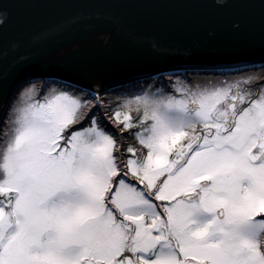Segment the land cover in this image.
<instances>
[{
    "label": "snow or ice",
    "instance_id": "obj_1",
    "mask_svg": "<svg viewBox=\"0 0 264 264\" xmlns=\"http://www.w3.org/2000/svg\"><path fill=\"white\" fill-rule=\"evenodd\" d=\"M214 3L257 13L264 46V0ZM6 4L0 264H264V75L161 80L112 107L110 87L55 80L28 57L6 67L17 49Z\"/></svg>",
    "mask_w": 264,
    "mask_h": 264
},
{
    "label": "water",
    "instance_id": "obj_2",
    "mask_svg": "<svg viewBox=\"0 0 264 264\" xmlns=\"http://www.w3.org/2000/svg\"><path fill=\"white\" fill-rule=\"evenodd\" d=\"M6 6L17 45L6 67L28 57L31 71L51 72L55 80L118 91L161 74L230 73L264 64L259 16L241 6L219 8L214 0H118L101 8L77 0H7ZM15 84L10 77L9 92Z\"/></svg>",
    "mask_w": 264,
    "mask_h": 264
},
{
    "label": "rangeland",
    "instance_id": "obj_3",
    "mask_svg": "<svg viewBox=\"0 0 264 264\" xmlns=\"http://www.w3.org/2000/svg\"><path fill=\"white\" fill-rule=\"evenodd\" d=\"M245 74L264 75V71H262V69H251L230 73L222 72L219 74H190L188 72H183L181 75H160L157 79L150 82L139 83L137 85H133L130 88L125 87L121 90L114 91L111 94L103 96L102 99L103 101L109 102L112 107H115L117 104L123 103L126 99H133L136 94H141L145 90L151 89L153 92L156 91L157 87H159L161 84V81L159 80L160 78L164 84L170 86H174L175 82L180 80L181 82L187 83L189 85H198L210 88L219 86L224 81L233 82L238 79H243L245 78ZM190 79L191 82H189ZM169 90H171V88Z\"/></svg>",
    "mask_w": 264,
    "mask_h": 264
},
{
    "label": "bare ground",
    "instance_id": "obj_4",
    "mask_svg": "<svg viewBox=\"0 0 264 264\" xmlns=\"http://www.w3.org/2000/svg\"><path fill=\"white\" fill-rule=\"evenodd\" d=\"M137 84H139V83H136V84H134V85H137ZM133 85H131V86H129V87H127V88H130V87H132ZM112 92H110V93H106V94H103V96H105V95H107V94H111Z\"/></svg>",
    "mask_w": 264,
    "mask_h": 264
},
{
    "label": "flooded vegetation",
    "instance_id": "obj_5",
    "mask_svg": "<svg viewBox=\"0 0 264 264\" xmlns=\"http://www.w3.org/2000/svg\"><path fill=\"white\" fill-rule=\"evenodd\" d=\"M162 79H163V78H162ZM159 80L161 81V78H160ZM187 81H188V80H187ZM187 81H186V82H187ZM189 82H191V79H190V81H189ZM168 84H169V83H168Z\"/></svg>",
    "mask_w": 264,
    "mask_h": 264
},
{
    "label": "trees",
    "instance_id": "obj_6",
    "mask_svg": "<svg viewBox=\"0 0 264 264\" xmlns=\"http://www.w3.org/2000/svg\"><path fill=\"white\" fill-rule=\"evenodd\" d=\"M113 104V103H112Z\"/></svg>",
    "mask_w": 264,
    "mask_h": 264
}]
</instances>
